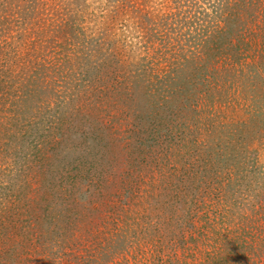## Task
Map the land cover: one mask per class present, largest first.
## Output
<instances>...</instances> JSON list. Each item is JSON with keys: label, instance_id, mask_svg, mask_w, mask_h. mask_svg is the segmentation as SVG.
<instances>
[{"label": "rangeland", "instance_id": "374dc122", "mask_svg": "<svg viewBox=\"0 0 264 264\" xmlns=\"http://www.w3.org/2000/svg\"><path fill=\"white\" fill-rule=\"evenodd\" d=\"M0 264H264V0H0Z\"/></svg>", "mask_w": 264, "mask_h": 264}]
</instances>
